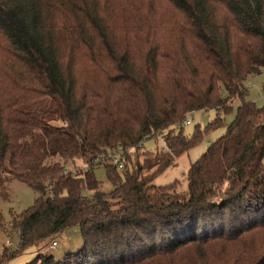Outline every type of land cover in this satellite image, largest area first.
<instances>
[{
  "label": "trees",
  "instance_id": "1",
  "mask_svg": "<svg viewBox=\"0 0 264 264\" xmlns=\"http://www.w3.org/2000/svg\"><path fill=\"white\" fill-rule=\"evenodd\" d=\"M158 1L148 12L118 0L139 15L118 40L100 0H0V203L15 180L37 194L13 214L20 243L4 260L78 227V252H38L29 264H187L194 252L206 263L203 245L264 227V106L245 86L264 69V0ZM237 101L225 135L188 169L187 190L154 185ZM211 109L217 118L192 137L176 129ZM152 139L164 148L145 151ZM119 147L135 149L124 170L102 161Z\"/></svg>",
  "mask_w": 264,
  "mask_h": 264
},
{
  "label": "rangeland",
  "instance_id": "2",
  "mask_svg": "<svg viewBox=\"0 0 264 264\" xmlns=\"http://www.w3.org/2000/svg\"><path fill=\"white\" fill-rule=\"evenodd\" d=\"M102 11L107 19V24L111 27L113 34L119 39L123 38L124 32L131 26L138 22L139 15L131 11L121 13L118 10V0H100ZM140 6L143 10L151 12L159 7L158 0H139ZM159 5L155 6L156 3ZM108 3L109 8H105L104 4ZM163 6V5H160ZM153 12V11H152ZM245 86L248 88L249 94L247 100L256 103L258 107L264 106V69L259 75H251L245 81ZM226 96L225 90H223ZM239 102H235L233 111L230 114H222L224 124L217 130L209 132L203 141L189 153L185 154L175 164L167 169L163 174L159 175L153 184L156 186H167L175 181H180L181 186L179 191L187 190V171L192 164L201 158L207 151L210 144L225 135L227 127L233 122L236 114V108ZM218 111L216 109L201 110L193 112L187 117L191 124L184 126L183 132L187 137H192L198 127L204 129L209 123L217 118ZM145 151L155 152L157 148L163 149L164 143L162 139L148 140L144 144ZM67 167H73L71 164H65ZM96 179L101 183L100 191L103 193H110L113 186L107 179V172L104 166H97L95 168ZM10 201L1 202L0 209L3 213L6 228L0 230V264H29L39 253H50L57 260H61L66 254L78 252L83 247V238L78 227H73L66 230L64 233L56 238L58 246L51 249L52 242L48 243L46 247L38 250L34 247L28 248L25 252L11 258L9 261L3 259L5 250L10 252L16 251L19 248L20 235L17 230L11 226L13 214H21L25 210L32 207L37 199V194L19 181H13L10 185ZM212 244L203 245V253L207 256L206 263L200 262L197 254H187V264H253L254 260H263L264 262V227L253 231L246 232L237 241L225 242H211ZM264 264V263H263Z\"/></svg>",
  "mask_w": 264,
  "mask_h": 264
},
{
  "label": "built area",
  "instance_id": "3",
  "mask_svg": "<svg viewBox=\"0 0 264 264\" xmlns=\"http://www.w3.org/2000/svg\"><path fill=\"white\" fill-rule=\"evenodd\" d=\"M191 124L190 120H185L182 124L176 126V129H180L181 127L188 126ZM148 138V137H147ZM143 144H140L142 147ZM127 155H135L134 148H117L114 151H111L109 155L103 158V163L109 162L111 165L115 166L118 170H124L125 167V158ZM58 246L56 241L52 242L51 249H55Z\"/></svg>",
  "mask_w": 264,
  "mask_h": 264
}]
</instances>
